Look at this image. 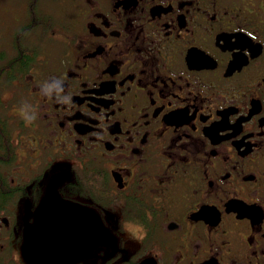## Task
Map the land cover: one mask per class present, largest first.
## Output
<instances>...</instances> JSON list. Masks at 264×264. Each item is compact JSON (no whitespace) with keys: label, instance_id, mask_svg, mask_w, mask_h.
<instances>
[{"label":"flooded vegetation","instance_id":"flooded-vegetation-1","mask_svg":"<svg viewBox=\"0 0 264 264\" xmlns=\"http://www.w3.org/2000/svg\"><path fill=\"white\" fill-rule=\"evenodd\" d=\"M4 5L0 264H264V0Z\"/></svg>","mask_w":264,"mask_h":264},{"label":"water","instance_id":"water-1","mask_svg":"<svg viewBox=\"0 0 264 264\" xmlns=\"http://www.w3.org/2000/svg\"><path fill=\"white\" fill-rule=\"evenodd\" d=\"M33 234L34 232L32 231V229H29V232L26 235L25 244L22 247V253L30 263L38 264V262L41 260V257L39 256L38 252H36L35 244L32 243V241H30L31 238L34 237ZM92 239H97V238H92Z\"/></svg>","mask_w":264,"mask_h":264},{"label":"rangeland","instance_id":"rangeland-1","mask_svg":"<svg viewBox=\"0 0 264 264\" xmlns=\"http://www.w3.org/2000/svg\"><path fill=\"white\" fill-rule=\"evenodd\" d=\"M5 1L6 0H0V26H2V24H3V26H2L3 28L5 27V25H11L12 27H15L16 26L15 25L16 24V20H14L10 15H7V14L2 12L3 7L5 6L4 5ZM53 13H54V15L56 17H59V15H60V14H57V12H55L54 10H53ZM52 21H54V23H55V25H54V27H52V29L55 30L56 26H57L55 18L52 17ZM0 29H2V28L0 27ZM56 36H57V34L55 36L54 35L53 36L50 35L51 42L56 43L58 41Z\"/></svg>","mask_w":264,"mask_h":264},{"label":"trees","instance_id":"trees-1","mask_svg":"<svg viewBox=\"0 0 264 264\" xmlns=\"http://www.w3.org/2000/svg\"><path fill=\"white\" fill-rule=\"evenodd\" d=\"M37 18H38V16L37 17H31V18H29L28 19V22L26 23V26L24 27V28H31L32 26H33V22L35 21V20H37ZM21 55H26V53H17L15 56H13V57H11L12 59H11V61H12V63H14V62H17V63H20L21 64V62L20 61H24L23 59H21L20 61L18 60L19 59V56H21ZM23 58L25 59L26 57L25 56H23Z\"/></svg>","mask_w":264,"mask_h":264}]
</instances>
